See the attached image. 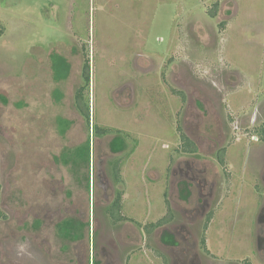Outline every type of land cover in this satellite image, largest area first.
Segmentation results:
<instances>
[{
    "label": "rangeland",
    "instance_id": "374dc122",
    "mask_svg": "<svg viewBox=\"0 0 264 264\" xmlns=\"http://www.w3.org/2000/svg\"><path fill=\"white\" fill-rule=\"evenodd\" d=\"M56 56L70 63L60 80ZM87 58L91 124L120 135L95 136L75 107ZM262 122L264 0H0V264H80L73 220L97 264H182L190 245L197 263L264 264ZM193 162L212 195L187 187ZM118 190L129 220L114 224ZM167 202L174 219L148 234Z\"/></svg>",
    "mask_w": 264,
    "mask_h": 264
},
{
    "label": "trees",
    "instance_id": "16d2710c",
    "mask_svg": "<svg viewBox=\"0 0 264 264\" xmlns=\"http://www.w3.org/2000/svg\"><path fill=\"white\" fill-rule=\"evenodd\" d=\"M218 3H215L213 8L211 9V15L214 16L215 11L217 10ZM53 71H54V78L56 80H60L62 78H66L67 75L70 72V63L68 62L67 58L63 56H56L53 59ZM83 81L84 83L80 85L76 92H75V107L78 110V112L86 119L88 126H92L93 133L97 137H102L110 133H118V135L122 134L121 131L115 130L113 128H109L106 126H100L98 124H91V105H90V84H91V63L90 59L87 58L84 62L83 66ZM177 92V91H176ZM178 95H180L183 99H185V94L182 91L177 92ZM259 137L264 140V123L256 130ZM181 141H182V150L188 153H196L198 152V147L196 143L191 140L187 135L182 133L181 135ZM87 150L90 151L91 144L90 141H87ZM90 154V152H89ZM225 155L226 151L225 149H221L218 153V159L220 163L224 166L225 165ZM90 159V155H88ZM125 162L121 161L120 159H116L111 164V175L113 176L115 182L120 183L123 182V176L121 174L122 172V166ZM0 194H1V185H0ZM123 196V190L117 191L116 200L109 205L106 209L109 217L113 221V223L117 224L123 220H129V218L125 219L124 215L122 214L123 209V202H121ZM168 206V212L167 214L157 220L156 222H152L150 224L145 225L146 231L148 234H151L155 229L162 227L168 223H170L174 219V215L172 212V208L169 205V202H167ZM0 217L3 219H6V214L1 212L0 209ZM210 217V216H209ZM207 229V224L205 225V230ZM202 244L204 246V249L207 253H210V250L207 247L206 237L204 236L202 238ZM243 264H252L250 260H245Z\"/></svg>",
    "mask_w": 264,
    "mask_h": 264
},
{
    "label": "flooded vegetation",
    "instance_id": "af4514ba",
    "mask_svg": "<svg viewBox=\"0 0 264 264\" xmlns=\"http://www.w3.org/2000/svg\"><path fill=\"white\" fill-rule=\"evenodd\" d=\"M263 123L264 122H262L261 125ZM198 137H200V136H197V138ZM258 137H259V135H258ZM258 140L264 142V140H262L260 137L258 138ZM198 142H199V140H198ZM196 145H198V144L196 143ZM174 171H176V170L174 169ZM205 172H206V170H203V168H199V162H193L191 165L190 164L187 165V172L186 173H183L182 169L180 170V173L184 174L185 179H187L186 182H187L188 188H189L190 183L196 184L198 186V188H200V191H201L200 198L201 199L206 197L207 195L210 196L213 194V188H206L208 186L209 178H208V176H206ZM261 178H262V182L264 184V171L262 172ZM213 185H215V184H213ZM204 190H205V194L203 193ZM202 194H204V195H202ZM201 205H202L201 208L203 209V212H204L206 210V208L209 207L208 200H206V198H205V200H203ZM195 208L199 209L198 206H196ZM58 214L60 215L61 211H59ZM79 214H82V211H80ZM257 221H258V228H257V232H258L257 242L258 243L257 244H258L259 249H264V207L262 208ZM57 225H61V224H57ZM64 226L69 231V237L72 240H75L78 242V244L76 245V249H77V254L79 255V257H78L79 263L80 264H92V262H93L94 264H97V260L95 259V256H94L95 255L94 254V239H92L93 231H90L89 224L87 226H85V228L87 230V233H85L86 236L84 235V233L82 231L83 224H79L75 220H73L72 223L69 222V224H67V222H66L64 224ZM173 233H174L175 237L174 236L172 237L173 238L172 242L175 241V244H176V240H177L176 238L180 237V233L177 231L173 232ZM84 237H86V239ZM190 246H183L182 249L179 250V254L183 255L182 256L183 257L182 258L183 259L182 264H202V262L197 263L196 255L191 257L192 245H190ZM109 256H110V259L113 258L112 255H109ZM80 258H82V259H80Z\"/></svg>",
    "mask_w": 264,
    "mask_h": 264
}]
</instances>
